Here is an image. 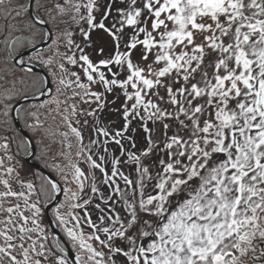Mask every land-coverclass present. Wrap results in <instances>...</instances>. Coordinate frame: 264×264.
<instances>
[{
    "label": "snow or ice",
    "instance_id": "1",
    "mask_svg": "<svg viewBox=\"0 0 264 264\" xmlns=\"http://www.w3.org/2000/svg\"><path fill=\"white\" fill-rule=\"evenodd\" d=\"M45 5L0 0L5 61L50 41L52 55H37L57 69L47 85L20 60L25 88L0 89V116L39 133L59 115L68 151L49 158L58 179L26 175L16 135L0 136V264H264V0H109L99 21V0ZM53 11L86 24L81 43L38 28L63 22ZM93 30L113 47L94 49L97 60L83 47ZM30 94L48 99L11 103ZM105 109L122 126H105ZM30 147L20 138L18 151ZM50 206L71 260L45 223Z\"/></svg>",
    "mask_w": 264,
    "mask_h": 264
},
{
    "label": "trees",
    "instance_id": "2",
    "mask_svg": "<svg viewBox=\"0 0 264 264\" xmlns=\"http://www.w3.org/2000/svg\"><path fill=\"white\" fill-rule=\"evenodd\" d=\"M55 2V0H50V7H52V4ZM48 3V0H46V7H49V5H47ZM35 4H36V0H33V3H32V6H33V10L35 9ZM40 15L43 16L45 19H48V13L47 12H44V11H41L40 12ZM59 18H57L58 20ZM15 22V21H13ZM8 23V21H4V20H0V25H4ZM62 24V23H61ZM48 26L50 27L51 31H52V34H53V31L54 29H59L61 28L60 26L56 27V28H53L51 23L48 24ZM38 28L40 29H43L45 30L42 26H38ZM14 35H20L19 32L17 33H14ZM41 41H38L37 44H39ZM36 44V45H37ZM50 44V43H49ZM48 44V45H49ZM47 45V47H48ZM3 45L0 44V89H5V88H10L12 87V82L13 81H17L16 83V88L18 90H20V92H23L24 88H25V85H22L20 84L18 81H19V78L24 76V72H22L20 70V67L16 66L15 69H14V74L12 73H9L8 72V69L12 67L13 65V61H5L4 59V52H3ZM30 48V47H28ZM27 49V48H26ZM46 50V49H45ZM40 52V51H39ZM35 54L37 53H34V57L32 54L28 55V56H25V57H22L21 60H23L24 62H32V63H36L38 66H40L45 72L48 73L49 71V68L47 66H45L44 64H42L40 62V58L38 56H36ZM29 57H31L32 59L29 60ZM46 59V58H44ZM20 71V72H19ZM32 74L35 75V76H39V78L41 80H44L43 76L38 73V72H34L32 71ZM49 75V74H48ZM31 95V94H30ZM23 97V95L19 96L18 97V100ZM46 99H44L43 101H45ZM42 100L40 101H32V102H26L24 103L21 107L19 108H30L32 107L31 104H38L39 102H41ZM16 101H12L11 103H15ZM53 115H56L55 112H53ZM11 116V114H10ZM4 117L0 116V136H11L13 134L16 135L17 137V141L16 143L12 144V147H11V151L13 154L16 155V159L20 161L21 164H24V157L27 155L28 152H25L23 148H21L19 151L17 150V144L20 143V138H23L25 139V137L23 136V134L15 127L12 119L10 121L9 124H5L3 123L4 121ZM41 119L44 120L45 117L44 115L41 116ZM92 119V118H91ZM90 119V120H91ZM101 119V117H100ZM21 126L27 131V133L30 135L31 139L33 140L34 144H35V153L32 157V159L34 161H36L39 165H41L44 169H46L47 171H49L50 173L51 172V169H50V164H51V160L49 159L51 156H54V155H57L58 153H60L61 151H65V148H62V145H61V140L63 139V137L60 135V133H62L63 131L67 130V128L64 126L61 118L59 115H56V119L53 120L51 119V117H49L47 120H45V123H44V129L41 130V132L39 133H35L33 132L32 130H30L28 127L25 126V122L23 119H20L18 118ZM29 123H31V121H29ZM75 126V125H73ZM136 125L133 124V127H135ZM151 126V125H150ZM5 129H8L7 131H5ZM45 130H47V133H45ZM88 129H84L83 131V135L85 137V143H87V140H88V137L91 135V131H89L87 133ZM26 140V139H25ZM41 141H43V143H41ZM71 142L73 144H75V138L74 137H71ZM114 145H110V147ZM137 148H141L140 146H138ZM72 151V156L75 154L76 152V148L73 147V149L71 150ZM71 158V157H70ZM61 160H65V159H61ZM60 160V161H61ZM73 160V159H71ZM48 162V165L49 166H45V162ZM82 168H84L83 164L80 165ZM25 170H24V173L26 174H29V173H34L37 177L39 176H44L40 171L34 169L33 167H25ZM27 170V171H26ZM26 174V175H27ZM52 175H54L56 177V174L52 173ZM29 178H31V176H29ZM58 178V177H56ZM92 209V208H90ZM52 217V215H51ZM53 219V217H52ZM54 220V219H53ZM55 222V221H54ZM45 223L47 224L48 226V229L50 232L51 229L47 223V221L45 220ZM59 230V229H58ZM59 232L61 233V231L59 230ZM62 237H63V234L61 233ZM58 238V237H57ZM64 238V237H63ZM59 239V238H58ZM60 242L62 244L63 241L61 239H59ZM64 240L66 241V239L64 238ZM67 243V241H66ZM68 244V243H67ZM65 247V245H64ZM66 250V248H65Z\"/></svg>",
    "mask_w": 264,
    "mask_h": 264
},
{
    "label": "rangeland",
    "instance_id": "3",
    "mask_svg": "<svg viewBox=\"0 0 264 264\" xmlns=\"http://www.w3.org/2000/svg\"><path fill=\"white\" fill-rule=\"evenodd\" d=\"M60 2L61 3H63V0H60ZM109 2V0H99V4H100V10L98 11V12H96L95 13V15H96V18H97V21H99L101 18H102V15H103V11L105 10V6H106V4ZM47 5H49V8H50V0H48V3H47ZM65 7H67V5H65ZM81 13L83 14L84 13V9H81ZM52 15H54V16H57V18H59L58 19V21H63L62 22V24L61 23H59V25L58 26H60L61 28H59V29H54V31H53V35L55 36L58 32H60V31H63L64 29H67V30H69V31H72L73 33H74V39L76 40V42L77 43H81V41L83 40V37L80 35V27H84L85 29L87 28V26H86V24L85 23H83V22H81L79 25H77V24H75V23H73V21L71 20V16L70 15H68V14H65V15H63V16H58L57 14H56V12L55 11H53V13H52ZM113 15H115V13H113ZM105 23H106V25H111V23H112V20H111V18H109L107 21H105ZM90 35H91V47H89L87 44H84L83 45V47H84V50H85V52L86 53H88L89 55H90V58H92L93 60H97L98 59V57H97V55H96V51H94V49H98V47H100V46H103L104 48H105V55L107 56V55H109V54H111L112 52H113V47H112V44H111V38L106 34V33H104L102 30H93V31H91V33H90ZM28 49V48H27ZM46 49V50H45ZM23 50H25V49H23ZM65 49L63 48V47H61L60 48V51L61 52H63ZM39 52V51H38ZM38 52H36V53H38ZM41 55H42V57L43 58H48L49 56H51L52 55V53H51V51L49 50V45H48V47L46 46L43 50H40V52H39ZM33 55V54H32ZM36 56H38L37 54H35ZM33 57H34V55H33ZM136 59V56H135V54L133 55V60H135ZM18 67H20V66H18ZM77 70H79V69H77ZM53 71H57V69L55 68V66H53L52 68H51V70H49L48 71V74H49V77H50V81H51V84H53V77H52V75H51V72H53ZM20 72V71H19ZM71 94V91H69V95ZM29 96H33V95H29ZM64 97H61V99H63ZM48 99V97L46 98V100ZM109 99H112V96H109ZM45 100V101H46ZM43 101V100H42ZM122 102V98H121V101H117V104L116 105H113L112 107L113 108H115V107H118L119 106V104ZM78 104V109L79 108H86L87 107V105H84V104H79L78 103V99H72V100H69V104ZM13 105H14V103H13ZM23 105V104H22ZM21 105V106H22ZM34 104H31V106H33ZM36 105V104H35ZM21 106H19V107H21ZM93 107H95V105H93ZM28 108V107H27ZM71 111V109H69V112ZM11 114V113H10ZM11 118H12V116H11ZM70 119H72V122H73V125H75V126H78V125H76L75 124V120L76 119H80L81 121H83V119H84V117H82V116H77V117H75V118H72V117H70ZM89 119H91V118H89ZM101 120L103 121V124L105 125V126H107L110 122H112V124H111V126L113 127V128H118V127H120V126H122V124H123V121H122V119L117 115V114H115V112L113 111V112H109L107 109H105L104 110V113H103V115L101 116ZM12 121H13V119H12ZM14 123V122H13ZM20 123V122H19ZM150 126V125H149ZM65 131H67V130H65ZM65 131H63V132H65ZM82 131H84V129L82 130ZM90 131V129H88V131H87V133ZM27 132V131H26ZM91 133V132H90ZM29 135V134H28ZM30 136V135H29ZM31 138V137H30ZM32 140V139H31ZM33 141V140H32ZM69 141L71 142V136L69 137ZM34 143V142H33ZM34 146H35V144H34ZM138 146H140V147H142V144H140V143H138L137 144V147ZM111 147H113V146H111ZM77 150V149H76ZM65 151H68L66 148H65ZM70 159H73V160H71L72 162H75L76 161V156H75V154L73 155V156H71V158ZM32 161H34L33 159H32ZM34 162H36V161H34ZM61 164H67L69 161L67 160V159H65V160H61V161H59ZM37 163V162H36ZM23 165V168H24V166L25 167H30V166H28L25 162H24V164H22ZM41 166V165H40ZM84 168H85V170H86V166L84 165L83 166ZM24 170H25V168H24ZM27 171V170H26ZM49 172V171H48ZM27 174V173H26ZM99 175V174H98ZM56 177H57V175H56ZM58 179V178H57ZM61 199H63V194H61V197H60ZM98 202V201H97ZM90 211H92L93 212V219H95L96 218V215H95V210L94 209H89ZM50 214H51V208H50ZM52 215V214H51Z\"/></svg>",
    "mask_w": 264,
    "mask_h": 264
},
{
    "label": "water",
    "instance_id": "4",
    "mask_svg": "<svg viewBox=\"0 0 264 264\" xmlns=\"http://www.w3.org/2000/svg\"><path fill=\"white\" fill-rule=\"evenodd\" d=\"M31 3H33V0H31ZM42 26L45 31H48L50 28L48 25H40ZM51 30V29H50ZM50 41H41L39 44L36 45V48L33 49L32 47L28 48V49H25V50H22L21 52H19L17 55H16V58H15V61H13V63L16 64V66H20L19 64V61L21 59V57L23 56H27L29 54H33V53H36L38 52L39 50H42L44 49L48 43ZM24 68L25 69H28L30 68L31 71H34V72H38L40 73L43 78H44V81H46V84L47 85H52L51 84V81H50V77L49 75L40 67L38 66L37 64L35 63H24ZM47 96V94L45 96H41L39 97V100H44ZM36 97L34 96H27V97H22L20 98L17 103V101L15 102V104L13 105L14 107H19L21 106L22 104L26 103V102H31V101H39ZM11 116H12V119H13V122H14V125L15 127L23 134V136L25 137L26 140H30V144H31V147L27 153V155L24 157V161L25 163L30 166V167H33L34 169L40 171L44 176L46 177H49L53 180H56L57 178L52 175V173L48 172L46 169H44L42 166H40L38 163L32 161V157L35 153V146H34V143L33 141L31 140L30 136L28 135V133L26 132V130L21 126V124L19 123V120L18 118H16V113L13 111L11 112ZM61 194H58L60 197H61ZM51 208V206H50ZM50 208H49V213L46 217V221L52 231V233L58 237L59 239H61L65 245V248H66V252L69 256V259L71 260L72 259V249L70 248V246L65 242V240L63 239L62 235L60 234V232L58 231L56 225H55V222L54 220L52 219L51 215H50Z\"/></svg>",
    "mask_w": 264,
    "mask_h": 264
}]
</instances>
